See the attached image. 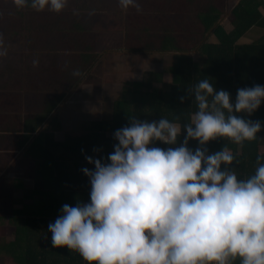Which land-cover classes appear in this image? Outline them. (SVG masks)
<instances>
[{
	"label": "clouds",
	"instance_id": "9594fccd",
	"mask_svg": "<svg viewBox=\"0 0 264 264\" xmlns=\"http://www.w3.org/2000/svg\"><path fill=\"white\" fill-rule=\"evenodd\" d=\"M28 3L13 0L17 8ZM66 5L67 0H30L37 12L59 13ZM119 5L140 11L136 0ZM189 91L198 111L183 126L187 135L179 146H149L176 145L179 124L132 119L115 132L118 144L109 162L86 157L95 166L83 169L90 203L63 205L48 226L52 247L66 246L88 264H233L238 258L240 264H264V163L257 157L255 174L238 180L235 171L222 168L234 160L228 148L208 154L203 147L217 138L237 145L255 140L261 122L234 113H254L264 101V86L238 89L234 104L207 79ZM189 140L201 147L191 150Z\"/></svg>",
	"mask_w": 264,
	"mask_h": 264
},
{
	"label": "trees",
	"instance_id": "16d2710c",
	"mask_svg": "<svg viewBox=\"0 0 264 264\" xmlns=\"http://www.w3.org/2000/svg\"><path fill=\"white\" fill-rule=\"evenodd\" d=\"M167 1L174 6L176 13L181 7H187L184 9L187 14H180V22L173 21L170 20L172 9L168 8V13L163 15H167L170 21L169 28L160 26L154 31V35L147 34L146 40L149 42L144 44L141 50L158 54L173 53L170 79L161 80V86L155 87L152 85L154 75L149 73L147 79L128 83L123 87L118 99L112 102L110 118L90 122L86 131L79 137L65 135L61 141L55 140L54 131L59 126H53L55 119L50 114L62 103L66 92L59 94L54 91L57 95L47 102L48 107L44 114L40 117L36 115V118L34 116L25 123V134L22 135L25 140L31 137L29 134L43 128L41 148L38 142H35L34 146L31 145L27 149L38 153L35 159L40 182L33 195L40 200L32 206V217L25 218L22 214L21 218L17 217L21 227L17 229L20 231L16 241L9 247L10 251L14 252L13 256L5 257L6 261L10 260L12 264H88L77 252L69 250L66 246L52 247V234L48 230L49 224L62 215L63 205L75 207L77 203H90V178L85 175L83 169L94 171L95 166L88 163L86 157L100 159L103 163L109 162L107 157L114 152V145L118 144L112 134L130 126L132 119L158 122L164 118L179 124L182 129L176 145L160 141L149 145L165 150L179 146L187 135L183 126L191 123V116L198 111L194 94L190 93L189 89H193L204 79L209 80L215 90L227 91L233 104L238 89L264 86V34L250 42H238L251 31H264V0H239L229 11V31L218 24L222 11L209 2H205L202 9L195 8L193 12L189 7L192 0ZM191 13L194 25L201 27L200 38L190 42L192 49L199 54L197 60H194L189 54L190 51L183 49L178 42L181 37L178 26L183 25ZM72 22L74 30L70 33L79 37L80 44L78 61H70V64L73 72L80 73L88 69L98 55L92 53L91 46H87L85 42L83 31L84 26H89V22L85 20L83 26L79 24L80 20L74 19ZM106 24L108 23L101 25ZM9 30L8 27H0V34L6 36ZM143 32H147L146 29ZM151 40L160 43L155 47ZM234 114L261 122V131L257 133L256 139L237 145L228 138H217L203 147L207 149L208 154L228 148L233 153L234 160L231 165H222V168L235 171L238 180H242L255 174L258 167L257 157H260V163H264V101L250 116L247 113ZM46 123L48 124L44 126ZM24 142L26 141L22 144ZM187 146L193 151L201 147L196 140H189ZM233 264H240L239 258L233 261Z\"/></svg>",
	"mask_w": 264,
	"mask_h": 264
},
{
	"label": "rangeland",
	"instance_id": "374dc122",
	"mask_svg": "<svg viewBox=\"0 0 264 264\" xmlns=\"http://www.w3.org/2000/svg\"><path fill=\"white\" fill-rule=\"evenodd\" d=\"M237 1L192 0L189 7L194 12L195 8L202 9L205 2L214 3L222 11L218 24L228 31L231 29L229 11ZM136 3L140 11L131 6L122 9L119 0H67L66 7L55 13L47 9L37 12L30 5L17 8L13 0H0V27L10 29L6 36L0 34L3 40L0 51L7 53L0 56V106L5 102L0 107V121L8 118L3 114L7 109L13 110L15 117L39 115L45 109L42 108L44 99L54 97L55 92H66L62 103L50 115L59 129L63 123L61 135L79 137L90 122L110 118L112 102L128 83L147 79L149 73L154 75L155 87L161 86V80L170 79L173 53H148L141 48L149 42L147 34L154 35L160 26L169 28L170 21L163 14L174 6L167 0H136ZM186 8L178 10L177 20L180 14H187ZM192 13L185 24L178 26L181 35L178 42L197 60L199 54L190 42L200 38L201 27L190 26L194 21ZM74 19L80 20L82 26L85 20L89 22V26H84L85 42L98 55L80 75L73 74L70 64L78 61L80 44L79 37L70 33L74 30L71 26ZM145 29L147 32H143ZM262 34L264 31H251L238 42H250ZM151 41L155 47L160 43ZM34 61L38 63L34 65Z\"/></svg>",
	"mask_w": 264,
	"mask_h": 264
},
{
	"label": "crops",
	"instance_id": "0c3cea01",
	"mask_svg": "<svg viewBox=\"0 0 264 264\" xmlns=\"http://www.w3.org/2000/svg\"><path fill=\"white\" fill-rule=\"evenodd\" d=\"M209 3L215 6L214 3ZM171 9V18L173 17L174 21L180 22L181 20H177L176 11L174 12L175 8L171 7ZM190 26H195L194 22ZM211 39L215 40V38ZM51 99L43 100L42 108L45 109L43 113L38 115L39 117L44 114L48 107L47 102L51 101ZM4 104L5 102L2 105ZM2 105L0 107H4ZM6 112L3 114L8 116V118L0 121V264H12L10 260L6 261L5 257H11L14 253L10 251L11 248L9 247L16 241L17 233L20 231L17 230L21 227L19 221L17 222V217L21 218V214L25 218L32 217V206L40 200L33 195V192L38 189L37 185L40 182L38 179L39 175H37L39 172L36 170L38 168L37 160L35 159L38 153L32 151V149L30 151L27 149L31 145L34 146L35 142H38L40 145L38 146L41 148L42 129L39 128L41 131L37 129L32 134H29L31 137L25 140L22 138V135L25 134L23 131L24 125L34 116L22 118V114L15 117L14 115L16 114L13 110L7 109ZM62 112L63 110L60 113ZM32 121L35 120L32 119ZM62 124L61 129L55 128L56 141H61L64 137L61 135L63 131ZM54 125L55 127L59 126L56 120ZM23 141L26 142L22 144Z\"/></svg>",
	"mask_w": 264,
	"mask_h": 264
}]
</instances>
